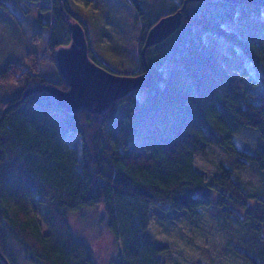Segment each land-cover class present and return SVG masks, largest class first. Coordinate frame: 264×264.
Masks as SVG:
<instances>
[{
    "label": "trees",
    "instance_id": "trees-1",
    "mask_svg": "<svg viewBox=\"0 0 264 264\" xmlns=\"http://www.w3.org/2000/svg\"><path fill=\"white\" fill-rule=\"evenodd\" d=\"M45 1L52 14L47 23L53 53L70 41L69 22L77 19L92 59L116 73H143L141 49L148 29L182 6L183 18L171 35L146 50L154 83L142 88L145 97L133 92L104 113L67 112L46 91L23 97L25 88L38 83L67 87L61 76L49 79L36 64L12 61L0 71L1 84L18 87L2 101L0 112V264H98L91 244L70 222L73 214L84 217V209L100 205L108 229L122 241L113 264H161L159 256L170 250L150 235V205L183 211L192 219L202 216L204 206L217 209L225 221L240 223L252 240L235 251L249 264H264V191H250L224 163L212 183L193 166L196 152L219 144L235 155L236 167H252L264 178V89L236 84L238 76L249 74L264 82L259 71L264 37L249 39L239 29L245 22L264 27V6L124 0L132 5L141 33L134 61L118 65L91 48L90 39L100 37L94 16L75 10L70 0ZM8 9L0 0V10ZM231 50L237 53L231 56ZM236 57L238 74L224 62ZM241 127L258 131L261 143L254 151L231 140ZM72 134L81 139L79 158L68 150L66 138ZM134 135L143 138L140 146L132 143ZM205 189L207 197L201 194ZM37 196L48 197L40 215L51 233L41 231L29 207V199Z\"/></svg>",
    "mask_w": 264,
    "mask_h": 264
},
{
    "label": "rangeland",
    "instance_id": "rangeland-1",
    "mask_svg": "<svg viewBox=\"0 0 264 264\" xmlns=\"http://www.w3.org/2000/svg\"><path fill=\"white\" fill-rule=\"evenodd\" d=\"M5 1L9 4V9L0 10V71L12 61L29 67L36 64L40 72L49 79L58 80L60 74L53 60V50L49 47L51 34L47 22L52 21V14L45 7L48 2L45 0ZM70 1L74 4L75 10L94 16L95 22H93L100 33L97 42L90 39L94 53L118 65L134 61L138 52L141 24L137 21L131 4L124 0ZM239 29L249 39L256 37L261 40L264 37V27L251 22L241 23ZM219 42L223 44L222 41ZM69 43L70 41L60 45ZM230 53L234 56L237 50H231ZM238 58L224 60L228 69L234 74H238L237 67L241 65ZM172 64L170 61L165 65L166 71ZM259 71L264 80V66L260 67ZM236 84L243 89L245 87L253 90L264 89V82L253 81L250 74L245 78L238 76ZM17 89L14 82L5 85L0 83V112L2 101L10 98ZM134 92L140 97H145V91L142 88ZM123 109H120V112H123ZM231 140L238 147L250 151H254L261 143L258 131L245 127L233 132ZM142 142L141 136H132L134 145L140 146ZM66 143L69 152L79 158L80 137L75 134L68 135ZM234 160L235 155L229 154L219 144H212L205 151L196 152L193 166L203 173L208 183H212V175L219 172V163H224L234 168L235 173L250 191H264L262 175L252 167H236ZM47 201L48 197L44 196L29 199V207L36 214L44 234L49 233L50 229L40 215V207ZM103 211L102 205L84 209L82 211L84 217L80 215L81 212H77L72 215L70 224L91 244L98 264H113L112 261L117 258L122 249V241H116L115 236L108 229L102 216ZM149 216V232L154 242L170 246L169 251L159 256L161 264H249L235 251L236 248L244 249L252 245L246 229L236 221H225L218 210L211 206H204L202 216L192 219L183 211L163 212L150 205Z\"/></svg>",
    "mask_w": 264,
    "mask_h": 264
},
{
    "label": "water",
    "instance_id": "water-1",
    "mask_svg": "<svg viewBox=\"0 0 264 264\" xmlns=\"http://www.w3.org/2000/svg\"><path fill=\"white\" fill-rule=\"evenodd\" d=\"M228 1L264 6V0ZM182 18L183 6L161 16L148 29L141 49L146 70L139 74L112 72L94 61L89 54V42L84 26L77 19L71 20L70 43L59 45L54 50L56 68L67 88L63 89L54 83H38L25 88L23 97L37 91H46L67 112L75 114L87 110L92 113H104L116 100L130 95L136 89L153 85L154 74L148 66L146 50L151 44L171 35L181 25ZM201 194L207 197L209 190L205 189Z\"/></svg>",
    "mask_w": 264,
    "mask_h": 264
}]
</instances>
